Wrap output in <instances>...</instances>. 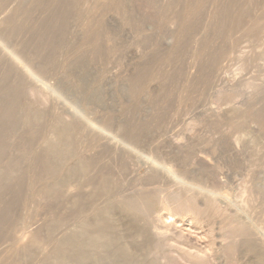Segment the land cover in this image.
Here are the masks:
<instances>
[{
  "label": "rangeland",
  "instance_id": "374dc122",
  "mask_svg": "<svg viewBox=\"0 0 264 264\" xmlns=\"http://www.w3.org/2000/svg\"><path fill=\"white\" fill-rule=\"evenodd\" d=\"M19 1L17 0L16 2H19ZM85 1H84L85 6L83 5L82 8H79V10L82 12L84 11V9H86V7H87V9L90 6H91L90 7L91 9L93 8V6L90 4L91 0L90 1L85 0ZM127 1H128V3L126 2L127 8L129 9L127 11H129V13H133V14L136 13L135 16L136 17L138 16L137 18L139 20L142 19L141 17H144L143 15H145L146 12L151 13V14L148 13L149 15L146 14L147 17L148 16L151 17V15H152V17H155V16L157 17V15H153L154 12L156 11V10L154 11V9L157 8L156 5L159 6L158 8L161 7V9H163L164 7L166 8V5L169 6L170 5L169 3L171 2V0H162V2H161V0H153V1L148 0L149 2L146 0H145L146 2L144 0H140V1L139 0H127ZM141 1H143V2H141ZM219 1L222 2L224 0H219ZM147 2H148V4H147ZM224 2H222V3H224ZM27 3H28V0H27ZM27 3H25V4H27ZM30 3H32L31 0H29V3L27 5L29 6ZM16 5H17V3L14 4V6H16ZM146 5L149 7L150 10L146 9V8H148ZM160 5H162V6H160ZM177 5H179V4H177ZM177 5L175 7H177ZM214 5H215L214 1H210V3L209 2L207 3L206 12L204 13L205 16L203 15L204 17H202V19L203 18L204 19L207 18V19H205V21L202 20L201 21L202 24L203 23L209 24V22H210V26H211V24L213 22V15L211 16V14L212 13L214 14L215 13L214 11L216 10V8L213 7ZM179 6L177 8H175V10L171 9L172 11L170 10L171 11L170 14H169V11L167 12V17H166L168 19V20H166L167 22L162 21L163 23H160V21H159L160 17L159 16L157 18L158 22H157V20L155 21L156 24L153 21L154 19H156V17L153 18V20H152V17H151V19L149 17L150 20H148V18H144V20L145 19L148 20V21L143 20L144 21L143 26L145 27L144 30L146 32H144V30L141 29L143 26L141 28H136V29H133L134 27L132 28L131 26H128L126 23V20H125V16L120 15L118 13H115L116 11L113 12L114 10L112 12H110L111 10H109V12H104V13L103 12L101 13V11H98L100 13V15H97L98 12L94 15V18L96 20H98L100 17V18H103L104 24L106 22V25H105L106 26L105 27L106 28L105 29L106 34L105 35L107 37L104 38L103 42L107 41V43H106L107 46L104 43L103 44L106 46L105 49H108V50H104V47H105L104 46L102 48V52L105 51L104 55H102L103 53H101L100 55H102V56L99 55L95 59H92L91 58L92 54H91V50H90L91 48L89 47L90 49L87 48V50L88 51L90 50V53H89L90 56L89 57L92 60L87 59V58H89L86 56V55H88V52H87V54L85 55L87 58L84 57L83 62H84V66L86 64L85 67L86 68L88 67L87 69H89V70H87V69L86 70H87V72H89L88 73V80L91 78V80H89V82L92 81L90 83V85L93 86V88L91 87V89L97 88V91L99 90L98 92L99 93L101 92V94L98 93L99 94L98 101L97 100H95V101L94 100H91V101L85 100V98L82 97L81 94H79V91L76 90V88H75L76 84L75 83H77V82H75V81L80 80L79 78H82L81 76L83 75L82 73L77 74L78 69L75 71V68L73 70V67H71L73 70L71 72V68L70 69L65 68V70L62 68V67H66V64H67V59L65 60V58H67V57L64 54H66V52H67L66 50H68V48H69L68 46H76V44H78V46H76V47H79V46H82L84 44L82 41H84L83 39H84L85 34H84V30L82 32V29H84V24L89 19V16H87V14H85L83 19L86 18V16L88 18H86V20L80 19L83 22H80V20L75 21V22L73 21V23L70 24L71 26H69V30L67 33L68 39H66V43L67 42L68 43H67V45H65V46H67V48L64 47L63 48L64 50L63 49L60 50V52L57 53L58 56H55L56 57L55 62H54L55 65L53 64L50 67V69L52 68V70H50L52 73L49 71L50 75L48 74L47 78H46V76H44V79H42L43 83L41 81L36 82L37 80L33 81V82L31 81V83L29 82L31 85L33 84L32 86L38 92L36 91V93H35L36 96L34 94L33 97L31 96V99H30V97L23 99L24 101L22 100V102H25V103L22 105L24 107H32L34 109L36 107V109H41V110L45 108L44 109L45 111L43 110V112H45L44 114L46 116V118H45L46 124L44 127V132H42L43 134L33 144V146H34L33 150L36 153L41 152L42 151L41 149H44V148H41V146L44 147V145H46V143L51 139V137H52L51 125L54 122V120L57 119L59 116L60 117L62 116L61 118L66 119V121L69 120L68 122L71 121L70 123H75L78 126L79 137L77 140L78 142L76 143V145H77L76 146V152L78 154L87 155V156H92V155L99 156V155H101L103 157V158L101 157L103 162H106V161H104V159L107 160L106 159L107 157L109 159L111 157V160L112 159L115 160L117 158L119 159V157L120 158L124 157L123 158L124 161L125 162L128 161L125 165V164H123L124 163L123 159H121L122 162L120 160L117 162L118 159L115 160L116 162L112 160V162H115V163L120 162V164L122 166L124 165L125 167L128 168V169L126 168L127 170H124L125 167L123 169H122V167H115L117 165L120 166V164H115V163H112L111 161H108V163H110V166L112 168L115 167L117 174L119 171L121 172V169H122L121 176L119 175L120 172L117 176V174L114 171V173L116 174L115 178H117L118 184L121 185V187H119V191L116 192V196L119 198H122V197H128L130 194V196H133L135 198L137 193H138L136 198H139L140 195H142V194H140L141 191H142L141 193H144V191L145 192L147 191L146 193H149V194L151 193L150 195L145 193L148 196L146 197L144 195L145 198L142 197L143 198L142 202L143 201H145V202L151 201L150 203L154 205V206L151 205L149 208L148 214L150 215L149 216L150 219L149 218L148 219L150 221L149 220L148 221L150 223L153 222L151 224H152V226L154 224L155 229L157 226L160 229L161 228L163 229L164 227L167 228L165 235H167L166 236L167 239L168 238L171 239L170 242L168 240V243L166 244L167 246L165 248H164L165 244L162 246V248H163L162 252L165 250L163 252L164 255L161 254L162 253L161 250H159L157 252L156 251L152 252L157 257L156 258L153 255L154 259L155 258H156V260L158 259L161 262V264H166V262H168L167 264H172V263L173 264H177V263L178 264H185V263L186 264H188V263L189 264L190 263L195 264V262H193V261L191 262V260H189L188 256L185 255V252H193L195 250L196 251L200 250L201 256L205 255L204 258H206L207 260L204 259V262L206 260L208 262L207 264H216V263L217 264H225V263L228 264L229 262L231 263L230 259L233 260L234 257H231V255H230L229 256L230 258H229L228 257L229 254H228L226 256L228 257L229 260H227L226 256L224 255L226 253L222 252V247H225L223 245H226V244L222 245V243H224L223 241H225V243L230 242V240H229V242H227L228 240H225V238L229 234L227 230H229V224L228 223L229 222L231 223V219H232V221L235 219L234 221L237 220V222L238 221L239 222L240 221L246 222V220H248V221L250 220L252 222H253V220H254V222L259 220L261 222L264 220L263 219L264 213H262V212H264V206H263L264 205V118L261 122L260 121L258 122V120L254 119V117L252 116L254 113H256V114L258 113V114L263 115V117H264V35H263L264 32H259L258 34L255 33L254 35L251 32L252 35L250 36L249 35L250 32H247L248 33L247 34L246 31H244V30H242L241 33H240V31L239 32L237 31V33H239L240 35H238L236 33L237 35L235 34L234 37H236L237 40L232 38V41L234 40L237 43L238 42L239 43L241 42V43L240 44L238 43L237 49L235 51L234 50L232 51L230 46L232 47L235 42L231 43L232 41L231 40H230L231 42L229 41L230 46L227 47L228 54L222 60L221 64L218 66V68L215 69V73H214L215 82H214L212 88L209 89L211 91H209V93H207V94L203 93L204 94L203 95L202 94L203 87L199 85L198 87L196 86L194 88V90H193L194 92H192V90L189 91L191 94H190V96L188 94V97H187L186 93H189V92H187V86L189 85L188 81L189 82L195 81V79H197L195 76H197V74H198L197 73L198 72L197 71L198 66L196 65L198 63H197V61H194V60H196V55H195L196 51L195 50H197V47L200 44V41H199V44L197 45V43H198L197 41L199 39H201V37H202L201 35L205 34L204 31L206 30V26L208 28V24H206V25L204 24V26H205L204 27L200 23V25L198 26V27H200L198 31L203 29V31H201V32L202 33L204 32V33L200 34L196 29L195 33L197 35L200 34V36L199 35L193 36V34H194V32H193V34L191 35V39H192V41H190L191 44H189L187 49H186L187 52L190 51V50H188V48L192 49V50L195 49L194 50L195 53L192 50H191L192 52L190 51L191 53L188 52L190 55H193V56L188 55V53L186 55V53H185L184 54L185 58H184V60L181 59V61H179L180 63L178 62L176 64H172L169 66L163 65L164 67H162V68H164V70L162 69V71L165 74L167 73L166 75H168V76H172L176 72L177 69L178 70L182 69L183 71L181 70V72L186 74V75L182 76V80L177 81L181 86H179V84L176 83V81L174 83H171V85H170V83L169 84L167 83V85H162L159 82L149 83V87H148V85H146V87H148V89L147 88L146 89H147V91H149L150 94L149 93L147 94V92H146V95H143L142 100L140 99L141 102L139 101V103L137 105L133 106L132 104H135V103L133 102L134 100L131 98V94H130V86H131L130 81L132 80L131 78L135 77L136 73L139 71L138 69L142 68L143 66H147V63L148 64H150V62L153 63L155 61V59L157 58L156 57L157 55L158 56L163 55L162 57H166V55L169 54L170 50L175 46V44L177 42L176 41L177 40L176 35H177L178 29H179V26L177 24H179V23H176L174 21L176 23L175 24L173 22V19L175 18V14H178V13L183 14L184 13V8L181 5H179ZM142 7H143V9H142ZM256 7H254L255 10H254V8L252 9L253 15L255 14V16L259 15L262 11L261 7H259V8H256ZM151 8H153V10ZM180 8H181V10H180ZM87 9L85 11H87ZM151 10L154 12L152 13ZM88 11H90V9H88ZM144 12H145V14H143ZM107 13H108V15H107ZM37 14H38L37 16L35 15L36 20H37V18H39V20H41V18H43L45 16V12H38ZM103 14H104V16H103ZM206 15H208L209 17ZM123 16H124V18H123ZM210 17L212 18V20ZM208 18H209V20H208ZM146 21L148 23H146ZM150 22L154 23L155 25L151 24ZM164 23H166V25ZM157 26H159V27H157ZM177 26H178V28H177ZM201 26H203L202 29H201ZM140 29L143 31V33ZM176 29H177V31H176ZM135 30L141 32L142 34H140V33H139L140 35L137 34V32ZM243 32H244V34H242ZM172 33L174 35H172ZM245 33H246V35H245ZM259 34H261V35H259ZM142 35H143V38H145V39H147L145 36H147V37L151 36V39H152V37H153V39L150 42V41H148L150 38H148V40L145 41V42H149L147 44V43L143 42L144 40H143V38H141ZM155 35L156 36L158 35V36L156 37ZM256 35H258V37ZM261 36H263V37H261ZM171 37H172V39H171ZM250 37H252V38H250ZM243 38H245V39L243 40ZM194 39L196 41H194ZM202 40H203V37H202ZM193 41H194V43H196L195 44L196 46H193L194 45ZM77 42H79V43H77ZM217 42L216 43L219 44L220 40H218ZM243 42H245V43H243ZM81 43H83V44H81ZM138 43H139V45H138ZM134 44H136V45H134ZM153 45H154V47H153ZM160 45H161V47H160ZM241 45H242V47H241ZM239 46H240V48H239ZM85 47H87V46H85ZM192 47H196V48H192ZM148 48H150V49H148ZM167 49H169V50H167ZM145 51H146V53H144ZM160 51H162V52H160ZM167 51H169V52H167ZM242 51H243V53H242ZM192 53H194V54H192ZM238 53H240V54H238ZM146 54H147V56H146ZM154 54L156 55L155 57H154ZM230 54H232V55H230ZM161 56L159 58H161ZM153 57H154V59H153ZM240 57H241V59H240ZM62 59L66 62L64 63V61ZM101 59H103V60H101ZM150 59L154 60V61H149ZM57 60H58V62H57ZM182 60L185 61L187 64L184 63ZM188 60H189V62H188ZM61 61L63 64L61 63ZM89 61H90V63H89ZM56 62L58 65L56 64ZM59 62H60V64H59ZM152 63L150 65H152ZM64 64H65V66H64ZM190 65H192V66H190ZM137 66H138V68H137ZM183 66H184V68H183ZM224 68H226V69H224ZM59 69H61V70H59ZM66 69L68 70L67 74H66V72H67ZM194 69H196V70H194ZM69 70H70V72H69ZM195 71H196V73H195ZM224 72H225V74H224ZM58 73H60V74H58ZM64 73L66 74V76ZM70 73H71V76H70ZM75 73H76L77 79H75L76 78ZM73 76H74V78H73ZM70 77H72L73 79H71ZM191 78H194V79H191ZM183 79L185 81L186 80L187 81L185 83H183L184 82ZM72 80H74V82ZM39 82H41V83H39ZM44 84L48 87L47 88L48 90L46 89V86ZM183 84H185V85H183ZM166 86H168V87H166ZM184 86H185V89L184 88H183L184 90L181 89V87H184ZM165 87L167 88V91H166L167 94L166 95H164L165 90H163ZM52 88H53V90H52ZM196 88H198V89H196ZM70 89H72V91ZM67 90H69V91H67ZM127 90H128V92H127ZM207 90H205V91L208 92ZM168 91H170V92H168ZM205 91H203V92H205ZM219 91H221V93H222L220 96L218 94ZM182 93H184L186 95V98H188V100L184 97L185 95ZM72 94H74V95H72ZM179 94H181V95H179ZM101 95H103V97ZM159 96H161V97L163 96V97L161 98ZM156 97H157V99H154ZM191 97H193L194 99ZM43 98H45L46 100H44ZM146 98H147V101H146ZM158 98H161L162 100L158 99ZM165 98H167L168 101H166L167 99H165ZM149 99H150V101H149ZM178 99H180V100H178ZM192 99H193V101H192ZM28 100L30 101V104H29ZM99 100H100V102H99ZM182 100H184V101H182ZM41 101H44V102H41ZM164 101H166V103H164ZM155 102L157 103L156 105H158L160 103L159 104L160 106L158 105V108L155 105ZM161 103L163 106H165V108H166V110L164 108L165 111L162 109L163 107H162ZM166 104H167V106H166ZM28 105H30V106H28ZM42 105H44V106H42ZM129 105L133 106V108H131ZM138 105H140V106H138ZM40 106H41V108H40ZM135 106L138 107L139 110ZM159 107L160 108L162 107V108L160 109ZM233 107L236 108V111H237V115L235 117H232L230 115V113L228 112L229 111L228 109L233 108ZM134 108L136 110H138V114L136 113L137 111ZM103 109H105V110H103ZM127 109H129V111H130V109L131 110L134 109L135 112L132 111L128 115V112H126V111H128ZM225 109H227V110H225ZM173 110H175V111H173ZM159 111L160 112L163 111V113H162L163 116H161V118H163V119L161 122L159 121L160 122V124H158L159 127L157 125H155L154 127L152 126L154 128V131H153V128L151 127L152 129L150 128V129L145 130L146 134L145 133L143 134V132H144L143 131L142 132L143 135L141 134L143 136L142 137L143 139L141 138V135H140V138L142 140L140 139L139 140L140 142L139 141H138L139 143L137 142V144H139V145H136L135 143L133 144L134 141H132L130 138H127L126 135L122 132L123 131L122 126L125 127L126 125L129 126L131 124L128 122H131L136 118H138V119H136L138 121V123L141 120L143 121V123L149 122L148 120L151 118L154 119V117H155L154 115H156V114L158 115ZM110 113H111V116H113V117L110 116ZM132 113L133 114L136 113V115L134 114L135 117L132 116L133 115ZM21 114H23V116ZM24 114L25 113H23V110H22V112H20V117L23 118ZM104 114H107V115L105 116ZM246 114H248V115L246 116ZM219 115H220V119H219ZM107 117L108 118L111 117L110 122L112 124L109 122V124L111 126L109 124H108V126L105 125V124H107L106 122L109 120ZM233 118H234V122L232 121ZM153 119H151L150 121H152ZM127 120H128V122L126 123ZM136 120H134V121L136 122ZM135 122H132V123L135 124ZM232 122L234 124L242 123V126L240 125L239 128L235 127V125ZM93 123L95 125H93ZM138 123L136 122V124H138ZM231 123L233 124L234 127L232 126ZM140 124H142V123H140ZM109 126L112 128H110ZM21 127L23 128V126H20V128ZM99 127H100V129H99ZM101 128L103 129V131ZM165 128H166V131H164ZM83 129H84V131H83ZM85 129H86V131H85ZM105 129H106V131H105ZM109 129H110V131H109ZM147 131L149 132V134ZM18 132H20V137L24 136L26 133L24 128H23V131H21V129H20V131H18ZM18 132H17V134H18ZM23 132H25V133H23ZM157 132H159V133H157ZM47 136H48V139H46ZM113 136H114V138H113ZM16 137L17 136H15V135L12 136V139H9V141H12L14 139L17 140ZM18 137H19V134H18ZM44 137H45V141H43L44 139L42 140V138H44ZM119 137L122 139H120ZM111 138L114 141H112ZM84 139H86V140H84ZM88 139H89V142H88ZM95 139H97V140H95ZM108 139H109L110 144L107 143ZM41 140L43 143L44 142H46V143L43 144L41 142ZM91 142H93V143H91ZM127 143H129V144H127ZM90 145H92V147ZM88 148H90V149H88ZM126 149H128V151ZM183 150H184V152H183ZM11 151H12L11 154H13V152L15 154V151H13V149ZM102 151H104V154ZM119 151H120V153H119ZM100 152H102V153H100ZM182 153H185V154H182ZM119 154L121 156H119ZM129 155L130 156L132 155V157H130ZM181 156H183L184 158ZM136 158H138V159H136ZM25 160H27V159H25ZM25 160H23L24 165L21 164L23 166L22 170L25 169L24 172L27 173V174H25V183H26V190L24 191L25 192L24 193L25 194V199H24L25 201H24V203L19 204L13 208L14 228L16 227V230H17V231L15 230V232H17V235H16V233H14L16 237L10 236V239H9V237H7V234H6L7 238L5 236L4 237L2 236V238H0V258H3V259H1L2 263L4 262L3 264H5V261H6V264H9V263L15 264L14 263L15 257L17 255L23 253V251H24V249L22 247L25 248V246L27 244L26 239L28 240V239L34 237V235L36 237L37 234L40 236L39 237L37 235V238L39 237V241H40V250H39V252H37L34 255L33 258L28 257V259H27L26 256L23 257V259H25L23 263H25V264H42V262H46V258L48 261L50 260V258L54 259V254H55L54 252H56V247H55L56 240H58L62 236V234H64L63 233L64 231L66 232V230H67L66 233H68L72 229H74V223L71 222L70 224L72 226L70 224H68V227L67 226L64 227V228H66V230H64V228H62L61 230L60 229L57 230V232H55L56 233L54 236L55 238L52 240H49V239L47 240V238H46L47 233L44 232V230L47 229L46 225L51 223L52 218L55 215H60L61 210L58 207V208H56V210L51 211V209L47 208L46 205L44 206V204H45L44 202H40V205H39V201L36 200L37 195H35V193L37 190H38L37 192L40 191L39 188L41 186L40 185L37 186V184H39V183L36 184L33 182L32 166L29 165L30 164L29 160H27V161H25ZM136 160H137V162H136ZM202 160H205L206 162L202 161ZM192 161H195V162L192 163ZM180 162H181V164H180ZM197 162H198V164H197ZM111 163L113 164V166ZM130 163H132V165ZM161 163H162V165H161ZM206 163H208V164H206ZM164 164L166 165V167H163ZM134 165H136L137 167ZM29 166L31 168V171H29L30 170ZM167 167L172 168V170H175V172L177 174L179 172L180 174H182L186 177H180L181 176L180 175V176H178V178L176 177V180H175V178H174L175 176L173 177V175L168 174L167 170L164 169ZM117 168H119L120 170ZM129 170H131V171H129ZM127 171H129V176L127 175L128 174ZM210 171H212V172H210ZM124 172H125V174H124ZM153 172H155L156 175H157L156 172H158L160 174V176H159V174L157 175V177L158 176L159 177L155 178L154 183L147 177V176L154 175ZM215 173L217 175H215ZM211 174H212V176H211ZM171 176L174 179L171 178ZM187 176H189V177H187ZM216 176L218 179L216 178ZM179 177H180V179H182V178L184 179V180L182 179L183 182L178 181ZM197 178H198V180H197ZM215 179H216V181H215ZM142 180H143V182H139ZM199 181H200V183H199ZM28 182H29V185H28ZM184 182H186V183H184ZM220 182H221V184H220ZM178 183L179 184L182 183V186H181V184L179 185ZM192 184L194 186H192ZM151 186H152V188H151ZM255 186L259 190H261V192L263 193L262 196L260 194L257 195V193L255 195V196H259V197H257L258 200H259V198H261V201L263 202V204L261 203L262 205H260V202H259L260 200L258 201L256 199V201L252 205L253 208H252V206H251V209L249 208L250 209V210H248L249 213L244 211V212L248 213L249 215L248 214L245 215L244 212L241 211L243 204L241 203L242 200L239 201L240 200L239 196H241V194H239V193H240V191H242V189L243 190H245L246 188L252 189L253 187L255 188ZM143 187H144V189H143ZM162 190L164 193H162ZM151 191H153L154 193ZM127 193H128V196H127ZM155 194H156V196H155ZM34 196H35V198H34ZM150 196H152V197H150ZM174 196L177 198H175ZM223 197H224V199H223ZM6 198H7V195H1L0 196V200L2 199L0 201V208H1V205H3L2 202H4V200H6ZM158 199H160V200H158ZM168 199L170 201H167ZM223 200H225V201H223ZM228 200L230 202H227ZM160 201H161V203H160ZM171 201L173 204L171 203ZM175 202L178 204H176ZM183 202H184V204H182ZM166 203H167V205H166ZM235 203H237L236 204L237 206L235 205ZM239 203H241L242 205ZM257 203H259V204H257ZM189 205H191L190 207H192L193 209H191L190 207L188 209ZM227 205H228V207H227ZM239 205L241 206V208ZM259 205L263 209L260 208ZM231 206H232V208H231ZM162 207H164V209ZM178 207L180 208V210L178 209ZM184 207H185V209H184ZM255 207L258 210H255ZM238 208H240L241 210ZM169 209L172 211V213H169V212H171ZM235 209H237L238 211ZM184 210L185 211L187 210V212L184 213ZM219 210L221 211V213ZM243 210H246V209L243 208ZM54 211H56V212H54ZM200 211L202 212L201 214H200ZM256 211L257 212L259 211V212L257 213ZM55 213H57V214H55ZM152 213H154V216L152 215ZM218 213H220V214L218 215ZM232 214H234V215H232ZM52 215H54V216H52ZM176 215H177V217H176ZM200 215H202V217ZM254 215H255V217H254ZM178 216H180V217H178ZM240 216H242V217H240ZM249 216H253V217L252 218L250 217L251 218L250 219ZM167 217H168V219H167ZM217 218H219V219H217ZM226 218H228L229 220ZM239 218H240V220H239ZM162 219L165 222H163ZM223 219L225 221H223ZM157 220H159L160 222L159 221L157 222ZM211 220H212V222H211ZM217 220H219V221H217ZM226 222H227V224H226ZM255 223H259V222L257 221ZM158 224L159 225L161 224V225L159 226ZM214 224H215V226H214ZM227 225H228V227H227ZM222 226H224L226 228H223ZM42 227H44L45 229ZM170 228L172 229L171 231H170ZM222 228L226 232H223ZM68 229H70V230L68 231ZM219 230L222 232H220ZM6 232H8V229L5 230V233ZM36 232H37V234H36ZM30 233L32 234V236H30L31 235ZM181 235H183V236H181ZM225 235H226V237L224 238ZM212 236L215 238H213ZM28 237H30V238H28ZM183 237L185 238L184 240H183ZM210 237H212L213 239ZM228 238L229 237H227L226 239H228ZM214 239H215V241H214ZM220 239H221V241H219ZM178 240H180V241H178ZM193 241L195 242V244ZM216 242H218V243H216ZM169 243H170V246L173 245L172 246L173 248L172 247L170 248L168 246ZM24 244H25V246H24ZM174 244H176V246ZM182 244H183V246H182ZM212 244H214L213 245L214 247L212 246ZM193 246L194 247L196 246V247L194 248ZM199 246L202 248H199ZM207 247H209V248H207ZM14 249L18 250V251L15 250L17 252L16 254H15ZM184 249H185V251H184ZM204 249H205V251H204ZM19 250L21 253L19 252ZM214 250H217V251H214ZM170 251L172 252V254ZM207 252H209V253H207ZM12 253H13V255L14 254L15 255L12 256ZM173 253L175 254V256H173L174 255ZM203 253H205V254H203ZM157 254H158V256H157ZM212 255H214V256H212ZM151 256H152V254H151ZM13 257H14V260H13ZM164 257L166 258V261L164 260L165 259ZM53 259L50 261H53ZM167 259H168V261H167ZM1 261H0V263H1ZM162 261H163V263H162ZM226 261H229V262H226ZM7 262H9V263H7ZM157 263L160 264L158 261H157ZM202 263H203V261H201V264ZM21 264H22V261H21ZM204 264H206V262ZM231 264H233V263H231Z\"/></svg>",
  "mask_w": 264,
  "mask_h": 264
},
{
  "label": "bare ground",
  "instance_id": "6f19581e",
  "mask_svg": "<svg viewBox=\"0 0 264 264\" xmlns=\"http://www.w3.org/2000/svg\"><path fill=\"white\" fill-rule=\"evenodd\" d=\"M16 1L17 0H0V196L1 195H7L6 200H4V202H2L3 205H1V208H0V238H2V236L6 237V234H7V237H9V239H10V236L11 237H16L14 233H16V235H17V232H15L16 227L14 228L13 208L15 206L19 205V204L24 203V201H25L24 200L25 199V194H24L25 192L24 191L26 190L25 174H27V173L24 172L25 169L22 170L23 169L22 165H24L23 164V160L27 159L30 162L29 165H31L32 169H33V176L31 175L32 178H33V182L36 183V184L39 183V184H37V186L38 185L41 186L39 188L40 191L37 192L38 191L37 190L36 193H35V195H37L36 196V200L39 201V205H40V202H44L45 203L44 206L46 205V207L51 209V211L56 210V208H58V207L61 210L60 215H55V216L52 215L54 217L52 218L51 223L46 225L47 229L44 230V232L47 233L46 234L47 240L48 239L49 240L54 239L55 238L54 236L56 234L55 232H57V230H59V229L61 230L65 226L68 227V224H70L71 222L74 223V229H72L70 232L66 233L67 230H66V228H64V230H66V232L64 231L63 232L64 234H62V236L59 239L57 238L58 240H56V242L54 241L55 244H56L55 245L56 252H54L55 253L54 254V259L52 258L53 261H50V260H52L51 258H50L49 261L46 258V262H42V264H158L157 261L161 264V262L158 259L156 260L157 257L152 252H155V251L157 252L159 250H161V252H162V250H163L162 246L165 244V246H164V248H165L167 246L166 244L168 243V240L170 242L171 239H169V238L167 239V237H166L167 235H165V233L167 231V228L164 227L165 229L164 228L160 229L156 225L157 227L155 229L154 228V224H153V226L151 224L153 222H151V223L149 222L150 221L149 220L150 219L149 218L150 215L148 214L149 213L148 211H149L150 206L153 205V204L150 203L151 201L148 202L146 199L145 200L147 202H145V201L142 202L143 198H145V196L146 197L148 196L146 194H149V193H146L147 191L145 192L143 190L144 193H141L142 192L141 191L140 194H142V195H140L139 198H136L138 193H137L135 198L133 196H130V194H129V196H130L129 197L128 193H127L128 197H122V198L117 197L116 196V192L119 191V187H121V185L118 184L117 178H115V176L117 174L116 170H115V167H122V169H123L125 166L124 165L122 166L120 164V162L119 163H115L116 162L115 160H117L118 158L115 159V160L112 159L113 161H115V162H112L111 157H110V159L107 157L106 158L107 160L104 159V161L107 162L106 163V162H103V160H102L103 157L101 155H99L100 156L99 157V156H96V155L87 156V155L78 154L76 152V146H77L76 143L78 142L77 140H78V137H79V135H78V133H79L78 126L75 123H70L71 121L68 122L69 120L66 121V119L61 118L62 116L61 117L59 116L60 118L58 116H57L58 118L56 117L57 119H55L54 122L51 125V128H52V137H51V139L49 141L47 140L48 141L47 143L44 142V143H46V145H44V147L41 146V148H44V149H41L42 150L41 152L38 151L39 153H36L33 150L34 149L33 144L43 134L42 132H44V127H45V124H46V122H45L46 116H45V114H44L45 112H43V110L45 108L41 110V109H36V107L34 109L32 107H24L22 105V104L25 103V102H22L23 99H25L27 97H30V99H31V96L33 97L34 94L37 91L32 86L33 84L32 85L30 84L31 81L33 82V81L37 80L36 82H38V81L42 82V79H44V76H46V78H47V75L51 72L50 70H52V68L50 69V67L55 62V58H56L55 56H58L57 53L60 52V50H62L64 47L67 48V46H65V45H67V43H68V42L66 43V39H68L67 33H68V30H69V26H71L70 24L73 23V21L75 22V21H79L80 19L82 20L85 14H87V16H89V19L84 24V29H82V32L84 30V34H85L84 35V39H83L84 41H82L84 44L81 43L83 45L79 46V47H76V46H78V44H76V43H75L76 46H68L69 48H68V50H66L67 52L65 51L66 54H64L67 57V58L64 57L65 60L67 59V64H66V67H62V68L65 70V68L70 69L71 67H73V70L75 68V71L78 69L77 70V74L78 73H82L83 75L81 76L82 78H79L80 80H78V81L76 80L75 81V82H77V83H75L76 85L74 84L76 90L79 91V94H81L82 97L85 98V100H90V101L91 100H94V101L97 100L98 101L99 94H101V92L99 93L98 92L99 90L97 91V88L96 89H91V87L93 88V86L90 85V83L92 81L89 82V80H91V78L88 80V73L89 72H87V70H89V69H87L88 67L87 68L85 67L86 64L84 66V62H83V58L84 57H86V56L89 57L90 56L89 55L90 50H91V54H92L91 58L95 59L101 53H103L102 55H104L105 51L102 52V48L105 45L107 46V44H106L107 41L103 42L104 38L107 37L105 35L106 34L105 33V31H106L105 30L106 29L105 28L106 27L105 26L106 22L104 24L103 18H100V17H99L98 20H96L94 18V15L98 11H101V13L102 12L104 13V12H109V10H111L110 12H112L114 10L113 12L116 11L115 13H118L120 15H124L125 16V20H126V23H127L128 26H131L132 28L134 27L133 29H136V28H141L143 26L144 21L147 20V19L144 20V18H148V20L151 19L152 15H151V17L150 16H148V17L146 16V14H148V13L151 14V13L150 12H148V13L146 12V14H145V12H144L143 13V14H145V15H143L144 17L140 16L142 19L139 20L137 18L138 16L137 17L135 16L136 13L133 14V13H129V11H127V10H129L127 8V3H128L127 0H91V1L88 0V1L91 2L90 4L93 6V8L91 9L90 8L91 6H90L88 8V9H90V11H88V9L86 7L87 11H85L86 9H84L83 12L80 11L79 8H82L83 5L85 6V2H86L85 0H31L32 3H30L29 6L27 5L29 3V0H28V3H27V0H20V1L18 0L19 2H16ZM146 1H148V0H146ZM210 1H214L215 5L213 7L216 8V10L214 11L215 12L214 14L210 13L211 16L213 15V22H212L211 26H210V22H209V24L208 23H203V24L201 23L202 20L205 21V19H207V18H205V19L203 18L202 19V17L205 16L204 13L206 12L207 3L208 2L210 3ZM224 1H222V2H224V3H222L219 0H184V1L183 0H171V2L169 1L170 5L169 6L166 5V8L164 7L163 9H161V7L158 8L159 6L156 5L158 9L155 7L156 8V9H154V11L156 10L155 12L152 11L153 8H151L152 9L151 12L152 13L154 12L153 15H157V17L155 16L156 19H154V20H153V18H155V17H152V20L154 21L155 24H156V22H155L156 20L158 22V19H157L158 16L160 17L159 18L160 23H163L164 21L167 22L166 21V20H168L166 18L167 17V12L169 11V14H170V12L173 9L175 10V8H177L179 5H181L184 8V13L183 14H181V13L175 14V18L173 19V22L175 21L176 23H179V24H177L179 26V29H178V32H177V35H176V39H177L176 41L177 42H176L175 46L170 50V52L167 51V52H169V54L166 55V57H162L163 55L162 56L160 55L161 58H159L160 56H158V55L156 56L154 54V57L155 56L157 57L155 59V61L151 60V59L149 60V61H154L153 63L150 62V64L152 63V65L147 63V66H143L142 68L138 69L139 71L137 73L135 72L136 73L135 77L131 78L132 80L130 81L131 82V84H130L131 85L130 86V94H131V98L134 100L133 102L135 103V104H132L133 106L137 105L139 103L140 99L142 100V97H143V95H146V92H147V94L149 93V91H147V89L149 87V83L159 82L162 85H167V83L168 84L170 83V85H171V83H174L175 81H176V83H178L177 81L182 80V76L186 75V74L181 72L182 69L181 70L179 69L180 71L177 69L178 71L176 70L175 73L173 72L174 74L172 73L173 74L172 76H168V75H166L167 73L165 74L162 71V69L164 70V68H162V67H164L165 65L169 66V65H172V64H176L179 61H181V59L184 60V58H185L184 54L186 53V55H187V53L192 50V49L188 48V50H190V51H188V52L186 51L188 45L191 44L190 41H192L191 35L193 34V32H194L193 36L197 35L195 33V30L196 29H197V31L199 30L200 27H198V26L200 25V23L203 26H204V24L205 25L208 24V28L206 26V30L204 31L205 34L201 35L203 37V40H202V37L199 40L197 39L198 40L197 41L198 42L197 45L199 44V41H200V44L198 46L199 48L197 47V50L194 49L196 51V54H195L196 55V60H194V61H197V63H198V64H196L198 66L197 67L198 68V70H197L198 74H197V76H195L197 78V79H195V81H192V82L188 81L189 85L187 86V92H189L191 90H192V92H194L193 91L194 88L196 86L198 87L199 85L203 87L202 94L203 93L207 94V93H209V91H211L209 89L212 88V86H213V84L215 82V79H214L215 69L218 68V66L221 64L222 60L227 56V54H228L227 47L230 46L229 43L232 41V38L237 40V38L234 37V35L237 33V31L238 32L240 31V33H241L242 30L246 31V33L250 32L249 33L250 36L252 35V33L254 35L255 33L258 34L259 32H264V0H224ZM141 2H143V1H141ZM148 2H147V4H148ZM161 2H162V0H161ZM15 3H17L16 6H14ZM25 3H27V4H25ZM177 4H179V5H177ZM176 5H177V7H175ZM160 6H162V5H160ZM254 7H256V8L261 7L262 8L261 9L262 10L261 13L260 14L258 13L261 17L259 15H257V16H255V14L253 15L252 9ZM142 9H143V7H142ZM146 9L148 10L149 7L146 8ZM180 10H181V8H180ZM254 10H255V8H254ZM38 12H45V16L43 18H41V20H39V18H37V20L35 19V15L37 16ZM97 15H100V13L98 12ZM107 15H108V13H107ZM87 16H86V18H88ZM103 16H104V14H103ZM124 16H123V18H124ZM206 16H208V15H206ZM149 17H150V19H149ZM86 18H84V19L86 20ZM81 20H80V22H83ZM208 20H209V18H208ZM211 20H212V18H211ZM147 21H146V23H148ZM150 23L155 25L152 22H150ZM164 24L166 25V23H164ZM178 26H177V28H178ZM203 26H201V29H202ZM143 27L141 28L142 30L145 29V27L144 28ZM157 27H159V26H157ZM135 31L137 32V34H139V33L142 34L143 33V31H142V33L137 31V30H135ZM176 31H177V29H176ZM201 31H203V29L198 31V32L200 34H203L204 32L202 33ZM144 32H146V31L144 30ZM246 33H245V35H246ZM200 34H198V35L200 36ZM237 34L240 35L239 33H237ZM242 34H244V32ZM172 35H174V34L172 33ZM259 35H261V34H259ZM256 36L258 37V35H256ZM145 37L147 39L143 38V35L141 37L144 40V41L142 40L143 42L147 41L148 38H150L148 40L150 42L153 39V37L151 39V36L150 37L145 36ZM261 37H263V36H261ZM250 38H252V37H250ZM171 39H172V37H171ZM244 39L245 38H243V40ZM218 40H220L219 44H217ZM194 41H196V40L194 39ZM194 41H193V44H194L193 46H196L195 45L196 43H194ZM233 42H235V41L233 40L231 43H233ZM77 43H79V42H77ZM145 43L148 44L149 42H145ZM238 43L235 42L232 47L230 46L232 51L233 50L235 51L237 49V44ZM243 43H245V42H243ZM134 45H136V44H134ZM138 45H139V43H138ZM161 45H160V47H161ZM242 45H241V47H242ZM85 46H87V47H85ZM106 46L104 47V50H108V49H105ZM153 47H154V45H153ZM87 48L90 49V50L88 51ZM192 48H196V47H192ZM239 48H240V46H239ZM148 49H150V48H148ZM167 50H169V49H167ZM194 50H192V51H194ZM195 51H194V53H195ZM87 52H88V55H86ZM160 52H162V51H160ZM144 53H146V51ZM194 53H192V54H194ZM242 53H243V51H242ZM147 54H146V56H147ZM238 54H240V53H238ZM102 55H100V56H102ZM188 55H190V54L188 53ZM230 55H232V54H230ZM190 56H193V55H190ZM154 57H153V59H154ZM87 59L88 60H92V59H90V57L87 58ZM240 59H241V57H240ZM101 60H103V59H101ZM57 62H58V60H57ZM57 62H56V64H57ZM65 62L66 61H64V63ZM183 62L186 63L185 61H183ZM188 62H189V60H188ZM61 63H62V61H61ZM89 63H90V61H89ZM59 64H60V62H59ZM64 66H65V64H64ZM184 66H183V68H184ZM190 66H192V65H190ZM137 68H138V66H137ZM67 69H66V71H67L66 74L68 73ZM224 69H226V68H224ZM59 70H61V69H59ZM73 70L71 68V72ZM194 70H196V69H194ZM69 72H70V70H69ZM195 73H196V71H195ZM58 74H60V73H58ZM66 74H65V76H66ZM224 74H225V72H224ZM70 76H71V73H70ZM75 77H76V73H75ZM70 78L73 79L74 76H73V78L72 77H70ZM75 79H77V77ZM191 79H194V78H191ZM72 81L74 82V80H72ZM186 81L184 80L183 83H185ZM41 82H39V83H41ZM146 85H148V87H146ZM183 85H185V84H183ZM179 86H181V85L179 84ZM166 87H168V86H166ZM47 88L48 87L46 86V89ZM53 88H52V90H53ZM165 88L163 89V90H165L164 91V95L167 94L166 93L167 88L166 89ZM183 88L185 89V86L181 87V89H183ZM72 89H70V90L72 91ZM196 89H198V88H196ZM205 90H207L208 92H206ZM67 91H69V90H67ZM203 91H205L206 93L203 92ZM127 92H128V90H127ZM168 92H170V91H168ZM182 94H184V93H182ZM186 94H187V97H188V94L190 96L191 93L189 92V93H186ZM218 94L220 96L222 94L221 91H219ZM72 95H74V94H72ZM179 95H181V94H179ZM35 96H36V94H35ZM101 96L103 97V95H101ZM159 97H161V96H159ZM184 97L186 98V95ZM193 97H191V98H193ZM161 98H158V99H161ZM43 99L46 100L45 98H43ZM154 99H157V97L154 98ZM165 99H167V98H165ZM186 99L188 100V98H186ZM193 99H192V101H193ZM178 100H180V99H178ZM184 100H182V101H184ZM146 101H147V98H146ZM149 101H150V99H149ZM166 101H168V99ZM166 101H164V103H166ZM28 102L30 104L29 100H28ZM41 102H44V101H41ZM99 102H100V100H99ZM156 104L157 103L155 102V105ZM158 105H156L157 108H158ZM161 105H162V103H161ZM28 106H30V105H28ZM42 106H44V105H42ZM133 106H130V107L133 108ZM138 106H140V105H138ZM166 106H167V104H166ZM162 107L161 108L164 110L165 106L162 105ZM40 108H41V106H40ZM136 108L138 109V107H136ZM134 109H132V110L130 109V111H129V109H127L128 111H126V112H128V115H129L130 112H132V111L135 112L136 109L135 110ZM22 110H23V113H25L23 118L20 117V112H22ZM103 110H105V109H103ZM138 110H136L137 114H138ZM165 110H166V108H165ZM225 110H227V109H225ZM228 110H229L228 112L230 113V115L232 117H235L237 115L236 108L233 107V108H230ZM173 111H175V110H173ZM136 113H134V114L136 115ZM162 113H163V111L162 112L159 111L158 115L155 113L156 115H154L155 116L154 119L151 118V119H153L152 121H150L151 119H149L148 120L149 122H145V123H143L142 120L141 121L139 120L140 122L138 123V121L136 120L138 118L134 119V120H136V122L138 124H136V122L134 120L131 121V122H128V120H127L126 123L128 122V123H131V124L129 126L126 125L125 127L122 126V129H123L122 132L126 135L127 138H130L132 141H134L133 144L135 143L136 145H139V144H137V142L143 137L142 135L144 133L146 134L145 130L150 129L152 126L154 127L155 125L158 126V124H160V122L163 119V118H161V116H163ZM134 114L132 116H134ZM21 115L23 116V114H21ZM104 115L106 116L107 114H104ZM247 115L248 114H246V116ZM110 116H111V113H110ZM252 116L254 117V119H257L258 122L259 121L261 122L263 120V118H264L263 115L258 114V113L257 114L254 113ZM111 117H113V116H111ZM110 118H108L109 120L106 122L107 124H105V125L108 126V124H109V122L111 120ZM219 119H220V115H219ZM232 121L234 122V118H233ZM132 122H135V124L132 123ZM140 123H142V124H140ZM233 124H232V126H233ZM93 125H95V124L93 123ZM234 125H235V127L239 128L240 125L242 126V123H237V124H234ZM20 126H23V128L25 129V132H26V133L23 132V133H25V135L22 133L24 135L22 137H20V132H18V131H20V129H21V131H23V128L22 127L20 128ZM110 128H112V127H110ZM99 129H100V127H99ZM83 131H84V129H83ZM85 131H86V129H85ZM102 131H103V129H102ZM105 131H106V129H105ZM109 131H110V129H109ZM153 131H154V128H153ZM164 131H166V128L164 129ZM17 132L19 134V137H18ZM142 132H143V134H142ZM157 133H159V132H157ZM148 134H149V132H148ZM14 135L17 136L16 137L17 140L14 139L16 142L14 140H12L14 142L13 143L12 141H9V139H12V136H14ZM140 135H141V138H140ZM113 138H114V136H113ZM46 139H48V136H47ZM120 139H122V138H120ZM42 140L45 141V137L42 138ZM42 140H41V142H42ZM84 140H86V139H84ZM95 140H97V139H95ZM107 141H108L107 143H109V139ZM112 141H114V140L112 139ZM88 142H89V139H88ZM91 143H93V142H91ZM127 144H129V143H127ZM90 146L92 147V145H90ZM12 149H13V151H15V154H14V152H13V154H11V152H12L11 150ZM88 149H90V148H88ZM126 150L128 151V149H126ZM120 151H119V153H120ZM102 152L104 154V151H102ZM102 152H100V153H102ZM183 152H184V150H183ZM182 154H185V153H182ZM119 156H121V155L119 154ZM130 157H132V155ZM181 157H183V156H181ZM123 158L119 157L117 162L119 160L122 162L121 159H123ZM136 159H138V158H136ZM27 160H25V161H27ZM108 161H111L112 163H115V164H120V166L117 165L114 168H112L110 166V163H108ZM202 161H205V160H202ZM123 162H124L123 164L126 165V163L128 161L125 162L124 159H123ZM136 162H137V160H136ZM193 162H195V161H192V163ZM130 164L132 165V163H130ZM165 164L163 165V167H166ZM180 164H181V162H180ZM197 164H198V162H197ZM206 164H208V163H206ZM161 165H162V163H161ZM112 166H113V164H112ZM134 166H136V165H134ZM126 168L127 167H125L124 170L128 169V168L127 169ZM29 169H30L29 171H31L30 166H29ZM117 169H119V168H117ZM122 169H121V172L119 171L120 174L117 171L120 176H121V173H122ZM164 169L167 170L168 174L173 175V177L175 176L174 177L175 180H176V177L178 178V176H180V175H181L180 177H186V176L180 174L178 171H177L178 172V174H177L175 172V170H172V168H168L167 167V168H164ZM114 171H115L116 174L114 173ZM129 171H131V170H129ZM129 171H127L128 174L126 173L128 176H129ZM212 171H210V172H212ZM153 173H154V175H152ZM153 173L151 174L152 176H147V177L154 183L155 178H158L160 176V174L158 172H156L157 175L159 174V176L157 177L155 172H153ZM118 174H117V176H118ZM124 174H125V172H124ZM215 175H217V174L215 173ZM211 176H212V174H211ZM173 177L171 176V178H173ZM180 177H179V179H180ZM187 177H189V176H187ZM216 178H217V176H216ZM179 179H178V181H182V182L184 180L183 178H182L183 180L182 179L179 180ZM197 180H198V178H197ZM215 181H216V179H215ZM139 182H143V180L139 181ZM184 183H186V182H184ZM199 183H200V181H199ZM180 184L182 186V183H180ZM220 184H221V182H220ZM28 185H29V182H28ZM192 186H194V185L192 184ZM151 188H152V186H151ZM143 189H144V187H143ZM163 190H162V193H164ZM153 191H151V192H153ZM242 191H240V193H239V194H241V196H239L240 198L238 197L240 199V200L239 199L238 200L239 201L242 200L241 203L243 205L241 203H239V204H241L243 207H242V210H241L240 209L241 206L239 205L240 208H238V209H240L242 212L246 211V212L249 213L248 210L251 209V206L256 201L257 197H259V196H255L256 193H257V195L260 194L261 196L263 195V193L256 186H255V188L253 187L252 189H249V188H246L245 190L242 189ZM155 196H156V194H155ZM150 197H152V196H150ZM34 198H35V196H34ZM175 198H177V197H175ZM223 199H224V197H223ZM158 200H160V199H158ZM259 200L258 201L260 202V205H262L263 202L261 201V198H259ZM167 201H170V200L168 199ZM223 201H225V200H223ZM227 202H230V201L228 200ZM160 203H161V201H160ZM171 203H172V201H171ZM176 204H178V203H176ZM182 204H184V202ZM236 204L237 203H235V205ZM257 204H259V203H257ZM166 205H167V203H166ZM190 206L191 205L188 206V209H189ZM227 207H228V205H227ZM162 208L164 209V207H162ZM190 208L193 209L192 207H190ZM231 208H232V206H231ZM243 208L246 209V210H243ZM252 208H253V206H252ZM260 208H262V207L260 206ZM178 209L180 210L179 207H178ZM184 209H185V207H184ZM187 210L186 211L184 210V213L187 212ZM235 210H237V209H235ZM255 210H258V209H256V207H255ZM54 212H56V211H54ZM246 212H244L245 215L248 214ZM169 213H172V211L169 212ZM201 213L202 212L200 211V214ZM220 213H221V211H220ZM220 213H218V215ZM262 213H264V212H262ZM55 214H57V213H55ZM152 215L154 216V213H152ZM232 215H234V214H232ZM255 215H254V217H255ZM200 216L202 217V215H200ZM263 216H264V214H263ZM176 217H177V215H176ZM178 217H180V216H178ZM240 217H242V216H240ZM250 217L252 218L253 216H249V218ZM219 218H217V219H219ZM167 219H168V217H167ZM226 219H228V218H226ZM234 220L232 221V219H231V223L228 221L229 222L228 223L229 224V230H227V231H228L229 234L227 235V237H229V238L226 239L227 238L226 235L224 236V238L226 237L225 240H228L227 242H229V240H230V242L229 243H225V241H223L224 243L221 242L222 245L226 244V245H223L225 247H222V252L226 253V254H224V253L223 254L225 256L229 254L228 257L230 255H231V257H234L233 260L230 259L231 263H233V264H264V220L261 221V222L259 220H257L259 223H255L257 221L254 222V220H253V222L250 221V220L249 221L246 220V222H243V221H240V222L238 221L237 222V220L236 221H234ZM239 220H240V218H239ZM158 221L159 220H157V222ZM217 221H219V220H217ZM223 221H225V220L223 219ZM163 222H165V221L163 220ZM211 222H212V220H211ZM226 224H227V222H226ZM214 226H215V224H214ZM222 227L226 228L224 226H222ZM227 227H228V225H227ZM42 228H44V227H42ZM223 228H222V231L226 232V231L223 230ZM6 229H8V232L5 233ZM69 230L70 229H68V231ZM171 230L172 229L170 228V231ZM222 231H220V232H222ZM36 234H37V232H36ZM37 235H36V237L34 235V237H32V238L28 237V238H30L28 240L26 239V241H27L26 243L27 244H26V246L24 244L25 248L22 247L23 245L21 246L24 249V251H23V253H21L20 250H19V252L21 254L18 253L19 255H17L15 257V262H14L15 264H21V261H22V264H25V263H23L24 260H25V259H23V257L26 256L27 259H28V257L29 258H31V257L33 258L34 255L37 252H39V250H40L39 237L40 236L38 235L39 237L37 238ZM30 236H32V234ZM181 236H183V235H181ZM212 237H210V238H212ZM213 238H215V237H213ZM184 239L185 238L183 237V240ZM178 241H180V240H178ZM214 241H215V239H214ZM219 241H221V239ZM216 243H218V242H216ZM194 244H195V242H194ZM174 245L176 246V244H174ZM213 245L214 244H212V246ZM168 246L171 248L173 245L170 246V243H169ZM182 246H183V244H182ZM199 248H202V247L199 246ZM207 248H209V247H207ZM15 250L16 249H14V251ZM16 251H18V250H16ZM16 251H15V254L17 253ZM184 251H185V249H184ZM204 251H205V249H204ZM214 251H217V250H214ZM163 252L161 254L164 255ZM200 252H201L200 250H197V251L195 250L193 252H185V255L188 256V258H189V260H191V262L192 261L195 262V264H201V261H203L202 264H204L205 262L207 264L208 263L206 261L207 259L204 258L205 255L201 256ZM207 253H209V252H207ZM151 254H152V256H151ZM171 254H172V252H171ZM203 254H205V253H203ZM14 255L12 253V256H14ZM153 255H154V257H156L155 259H154ZM214 255H212V256H214ZM157 256H158V254H157ZM173 256H175V254ZM228 257L226 256L227 260H229ZM1 259H3V258H0V261H1ZM204 259H206L205 262H204ZM13 260H14V257H13ZM164 260L166 261V258ZM167 261H168V259H167ZM226 262H229V261H226ZM3 263L1 261L0 264H3ZM7 263H9V262H7ZM162 263H163V261H162ZM167 263L168 262H166V264ZM231 263L229 262L228 264H231ZM5 264H6V261H5Z\"/></svg>",
  "mask_w": 264,
  "mask_h": 264
}]
</instances>
